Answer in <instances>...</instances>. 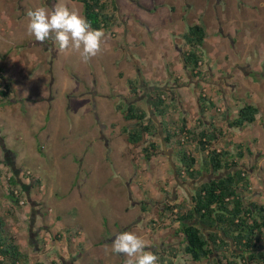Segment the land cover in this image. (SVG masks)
I'll return each instance as SVG.
<instances>
[{"label":"rangeland","instance_id":"rangeland-1","mask_svg":"<svg viewBox=\"0 0 264 264\" xmlns=\"http://www.w3.org/2000/svg\"><path fill=\"white\" fill-rule=\"evenodd\" d=\"M110 1L115 7L110 25L102 28V51L84 63L77 54H61L51 41L26 34V12L51 11L58 0H0V82H11L8 96L0 99L5 230L27 256L24 264H124L126 258L111 251L122 232L143 238L145 251L163 257V264L169 247L175 249L172 264H206L183 253L173 214L160 212L164 203L191 193L189 179L173 173L176 147L161 140L162 125L172 129L180 118L192 128L212 124L218 131L213 145L226 148L244 167L245 201L264 190V0H105ZM59 2L82 15L79 0ZM192 23L205 35L198 47L200 71L190 77L180 49L185 48L181 33ZM140 83L174 90V107L154 115L157 122L146 103L154 88L144 92ZM25 91L43 94V109L27 103ZM127 100L143 106L153 124L135 144L125 138L134 121L115 108ZM244 102L257 107L255 121L227 126ZM150 143L156 147L148 148L146 159L141 148ZM1 148L10 154L4 157ZM194 155L199 168V154ZM13 170L19 178L15 186L7 179ZM199 177L212 174L203 171ZM31 178L39 184L32 186ZM31 205L37 211L31 212Z\"/></svg>","mask_w":264,"mask_h":264},{"label":"trees","instance_id":"trees-1","mask_svg":"<svg viewBox=\"0 0 264 264\" xmlns=\"http://www.w3.org/2000/svg\"><path fill=\"white\" fill-rule=\"evenodd\" d=\"M82 5V15L90 22L93 29H102L110 25L113 19V3L105 0H79ZM111 6V8H109ZM205 32L198 23L188 25L181 33L185 48L180 49L183 67L188 75L199 73L200 53L198 47L202 44ZM129 84L130 81H128ZM10 80L0 82V99L8 96ZM132 94L134 91L131 89ZM174 90L168 93L164 89L154 88L149 100V106L156 116H161L169 108L174 107L176 99ZM198 101L203 100L199 95ZM211 105L212 103L209 102ZM116 109L122 112L126 120H133V124L125 130L126 141L132 144L141 140L144 134L150 133L152 122L147 117L146 109L140 104L126 102L116 104ZM202 112V108H200ZM258 110L253 104L244 102L236 110V115L227 121V126L239 128L244 124L255 121ZM162 125L161 140L176 147L175 155L178 166L174 171L177 176L190 182L191 193L179 201L161 205V214L172 213L177 222V231L181 233L182 251L188 258L197 263L202 260L206 264H264V207L256 201H245L242 194L249 188L244 167L236 164V157H229L226 148L213 145L215 133L212 124L200 128L187 127L183 118L174 123L173 128ZM190 146L189 148H187ZM156 143H150L141 148L147 159ZM199 154L200 167H195ZM242 154L237 148L236 155ZM224 170V171H223ZM226 170V171H225ZM211 173L210 179L195 181L201 172ZM219 177H215L218 174ZM216 174V175H214ZM219 174V175H220ZM15 175L7 177L9 184H17ZM32 186L39 184L31 178ZM21 188V187H20ZM22 189V188H21ZM19 192V191H18ZM10 198L17 201V195L9 192ZM143 208V207H142ZM195 221V222H194ZM194 222V223H193ZM166 264H172L174 247H169ZM27 256L22 253L6 232L3 218L0 215V264H24ZM163 264V257L158 258V264ZM35 264V263H34ZM56 264V263H53Z\"/></svg>","mask_w":264,"mask_h":264},{"label":"clouds","instance_id":"clouds-1","mask_svg":"<svg viewBox=\"0 0 264 264\" xmlns=\"http://www.w3.org/2000/svg\"><path fill=\"white\" fill-rule=\"evenodd\" d=\"M26 34L40 43L51 41L59 53L77 54L84 63L97 56L105 42L103 29H93L83 15L59 0L51 11L37 7L26 12ZM146 247L136 233L122 232L112 241L111 251L122 254L124 264H157L158 256Z\"/></svg>","mask_w":264,"mask_h":264},{"label":"crops","instance_id":"crops-1","mask_svg":"<svg viewBox=\"0 0 264 264\" xmlns=\"http://www.w3.org/2000/svg\"><path fill=\"white\" fill-rule=\"evenodd\" d=\"M18 86H19V83L18 82L12 84V91L14 92V90H17V87ZM24 94H27V95H24V97L28 96L29 99H30V100L29 99L28 100L26 99V102L27 103L33 104V107L36 108V109H38V110L39 109H43V106L44 105L41 103L42 102L41 100L44 99V95L43 94L42 95H39V94H37V95H31L27 91H25ZM43 113H44V111H43ZM261 162H262V158L256 160V164H254V166H257L256 167L257 170H260V167H261V164L260 163ZM18 179L19 178L17 177V180ZM253 198L255 199V200L252 199L253 201L258 202L259 204H261L264 207V190H263V187H261L257 191L256 195ZM260 249L264 250V244H262L260 246Z\"/></svg>","mask_w":264,"mask_h":264},{"label":"water","instance_id":"water-1","mask_svg":"<svg viewBox=\"0 0 264 264\" xmlns=\"http://www.w3.org/2000/svg\"><path fill=\"white\" fill-rule=\"evenodd\" d=\"M136 73H137V75H139L138 74V70L136 69ZM139 82H141V80L139 79ZM147 103V111H148V114H149V117H151V119H153L155 122H157V120H156V118H155V116H154V114H153V112H152V109L150 108V106H149V102L147 101L146 102ZM94 112V111H93ZM158 129H160V126H159V124H158ZM8 164H10V163H8ZM173 173H175V171H174V168H173ZM220 174V173H219ZM217 175V176H215V177H219V176H221V174L220 175ZM13 175H16V170H13ZM173 175H175V174H173ZM201 181V178L200 177H198L197 178V180L195 181V184H198V182H200ZM28 184H21V188L23 189V191L25 192V194L26 195H28ZM28 199V198H27ZM195 222V221H194ZM193 222V223H194Z\"/></svg>","mask_w":264,"mask_h":264},{"label":"flooded vegetation","instance_id":"flooded-vegetation-1","mask_svg":"<svg viewBox=\"0 0 264 264\" xmlns=\"http://www.w3.org/2000/svg\"><path fill=\"white\" fill-rule=\"evenodd\" d=\"M142 83V82H141ZM140 83V84H141ZM139 87V86H138ZM141 87H142V90L144 91V92H146V91H148V90H152L154 87H152V86H148L147 87V85H145V84H141ZM126 102H129L128 100L126 101ZM1 152H2V155L4 156V157H6V155L7 154H10V151H8L7 149L5 150V149H2L1 148ZM11 156V155H10ZM214 175H216V174H214ZM207 179H210V178H207ZM187 182V181H186ZM30 211L31 212H35V211H37V209L35 208V205H31L30 206ZM34 235V233L33 232H30L29 231V238L32 240L33 238H32V236ZM32 241H34V239L32 240ZM61 264H66V262L65 261H63V262H61Z\"/></svg>","mask_w":264,"mask_h":264}]
</instances>
